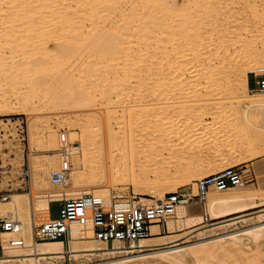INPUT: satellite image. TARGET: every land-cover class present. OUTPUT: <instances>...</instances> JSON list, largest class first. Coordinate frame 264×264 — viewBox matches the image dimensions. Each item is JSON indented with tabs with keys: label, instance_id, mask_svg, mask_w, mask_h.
Returning <instances> with one entry per match:
<instances>
[{
	"label": "rangeland",
	"instance_id": "1",
	"mask_svg": "<svg viewBox=\"0 0 264 264\" xmlns=\"http://www.w3.org/2000/svg\"><path fill=\"white\" fill-rule=\"evenodd\" d=\"M21 1L22 5L16 9L0 10V189L5 190L9 185L12 188L6 200L0 198V204L6 203L12 194L28 193L29 214L24 221L37 224L49 215H58V202L50 203L48 215L37 210L41 192L35 188L48 190L50 180L39 179L31 170L38 169L51 149H58L61 128L75 139L69 122L63 119L84 123L95 109L105 114L108 106L118 110L112 112L115 118L125 116L121 112L123 107L145 106L148 119L163 122L171 131L165 146L159 148L160 162L166 164L172 174L180 172V175L171 183L164 182L161 190L147 197L158 201L161 193L171 187L195 196L199 177L237 163L250 169L253 179L244 187L230 190H252V187L264 190V147L252 155L253 146L264 141V134L242 122L251 115L241 105L240 96L251 92L248 88L246 91L236 88L243 72L239 65L252 58L248 53L254 45L263 47L253 33L257 28L252 26L255 18L252 19L249 0ZM254 1L260 5V0H251V3ZM258 9L263 15L264 8L259 6ZM230 13H245L252 23L240 27L232 21L233 17L227 18ZM227 20L231 21L227 24L231 29L226 25V33L222 27ZM123 21L127 28L120 27ZM260 21L256 32L264 34V24ZM37 55L44 58L41 70L34 68ZM252 61L259 64L247 69L250 84L254 83L255 67L257 71L264 66V55ZM61 77L63 79H59ZM62 94L77 98V103L82 101L77 106L72 99L63 103ZM82 102L89 105L84 106ZM136 112L138 110L132 111L128 117ZM50 133L56 136L58 146L48 145L46 140ZM22 167L28 168L30 174L25 187H19ZM149 176L154 177L152 173ZM107 183L92 184L91 192L109 188V196L115 192L136 193L141 197L129 183L115 187ZM64 187L61 190L67 195H77L86 189L71 183ZM210 192L222 193L216 189ZM191 201L192 208L201 209L203 213L204 205L196 198ZM262 202L260 206L221 218H213L206 206L211 220L198 224L177 213V226L160 225L162 236L148 239H176L179 245L215 241L263 224ZM247 242L242 239L232 245L223 240L221 246L215 242L204 243L199 247L203 250L198 252L200 259L186 254V262L264 264V236ZM64 243L68 250V242ZM139 244L133 243L136 247ZM169 245L165 243L156 248ZM113 246L108 244L110 248ZM94 254H82L75 259L70 251H65L62 256L41 259L39 264H88L109 256ZM3 255V246H0V258ZM2 264L19 263L5 261Z\"/></svg>",
	"mask_w": 264,
	"mask_h": 264
},
{
	"label": "bare ground",
	"instance_id": "2",
	"mask_svg": "<svg viewBox=\"0 0 264 264\" xmlns=\"http://www.w3.org/2000/svg\"><path fill=\"white\" fill-rule=\"evenodd\" d=\"M248 3H250L249 6L254 15L252 19L254 18L257 19V23H259L258 21L261 20L260 24L262 23L264 24V14L261 15L262 12L260 13L258 9L259 6L264 8V0H260L259 6L257 5L256 1L251 3V0H249ZM21 5H22L21 0H0V10L5 7H7L10 10H13ZM229 17L230 18L233 17L234 20L232 21H236L238 25H240V27H243L244 25L247 26L250 22L252 23V21H250L251 17H249L245 13H242V15L230 13V15H228L227 18L230 19ZM225 18L224 20H226ZM254 20L252 26L256 27L257 29L254 30L255 32L253 33H255L254 36L259 39L263 47L261 46L262 48H260L259 46L254 45V47L251 50H249L248 53L252 58L249 60L247 59L245 63H241L239 65V69L243 70V72H241L242 75L239 76L240 82H236L237 83L236 88L237 89L240 88L241 91H246L248 88L247 69L252 67L254 68V66L259 64L258 61L257 64H255L254 63L255 61L252 60L254 58L255 59L258 58L261 55H264V34L258 33L261 31L256 32L260 25L257 26L256 20L255 21ZM230 22L231 21H228L226 24L222 22L224 23V26L221 23L222 24L221 26H223L222 27L223 30L226 29L224 27ZM238 25L237 27L239 28ZM120 27L127 28L126 22L123 21L120 24ZM226 27L227 29L229 28L228 25ZM262 27L264 28V25ZM263 28L262 30H264ZM220 31L222 32V29H220ZM115 38L116 37H114V39ZM43 66H44L43 56L37 55L34 59V68L36 70H41ZM256 67H255V71H256ZM59 79H63V77ZM64 79H66V77ZM70 80H71L70 84L72 85V79ZM154 80L155 79H153V81ZM160 82L164 83L163 81ZM251 93H249V95H244L243 93H241L242 95L240 96L241 105H243L247 109V113L251 115L250 118H247V116L246 118L244 117L242 122L248 123L252 128L256 130L257 133L263 135L264 134V94H261L262 92H257L260 93L258 95H253ZM68 99H72L73 104H76V106L79 103V102L77 103L76 101L77 98L75 97L71 98L69 95L64 96L63 94L61 95L60 101H62L63 103H67ZM86 104L89 105L88 102H86L83 105L87 106ZM135 108L136 109L131 108V106L123 107L122 109L123 111L121 112H123L125 116L122 118H115L114 116H112V112L118 110L113 106H108L105 114H102L101 110L95 109V111L90 113L91 115L87 117V121L84 123H81L79 120L77 121L76 119H71V118L70 119L65 118L62 120L65 122L66 121L69 122L70 124L69 126H71L72 128V130L70 131L71 132L73 131L75 135V137L73 136L75 139L71 137L70 139L73 140L74 142L79 141V143L75 147H73L72 154L70 155L71 156L70 158L72 160L71 164L73 163L74 164L71 165L68 175L61 183L53 184L51 183V181H49L50 188L46 191H43L39 186L35 188L37 192L39 193L41 192L40 195L38 196V201L36 205L38 211H41L44 214L48 215L50 199L56 197L57 192H59L61 188H65L64 187L65 184L70 185V183L72 186H80V188L82 189L86 187L85 190L81 189L82 191L79 192L78 194L93 193L91 192V188H90L92 184L93 186L94 184L95 186L96 184L105 185V183L109 182V184L114 185L115 187L116 184L129 183L135 188L136 191L141 193L140 199L143 202L146 203L157 202L156 199L149 198L147 196H150L151 192L153 191L157 192L161 190L165 186L163 185L164 182L167 183L168 181V183L169 182L171 183L175 178L178 179L177 177L178 175H180L179 171H177L179 172V174L178 173L176 174V172L172 174L171 171L167 168V165L164 163L162 164L160 162L159 148L160 146H165L164 145L166 142L165 140H167V138L170 136L171 131L167 130L168 126L167 127L165 126L167 129L163 126L164 125L163 122L151 120L152 118L148 119L149 117L145 116L146 115L145 113L146 110H144L145 106H140ZM134 110L136 111L138 110V112H136L133 117H128V114H130ZM155 110H157V108ZM254 118H257L258 120L257 119L255 120ZM114 124L116 125V127ZM73 128L75 129L73 130ZM120 129H123V131H121ZM33 134H35V132ZM56 140H57L56 136L50 133V136L47 138L46 141L49 146H53L54 144L58 146ZM261 147H264V141L257 142L253 146L254 150L252 151L253 152L252 155L253 156L256 155L257 151ZM49 148L50 147H48V149ZM51 150L52 151L50 153L48 154L46 153L45 161L43 160L42 161L43 163L41 164L39 163V166H37L38 169L35 170L32 168L31 170L34 176L36 177L40 176L39 179H41V177L49 178L48 177L49 171L52 168L57 167L56 163L60 162L61 155L59 153V150L57 148ZM262 161H264V158L262 159ZM149 173H152L154 177L150 178ZM69 181L70 183H68ZM244 186L246 185L233 186L225 189H216V190H221L222 193L220 195H215L214 193L212 194L210 191L213 189H211L208 193L207 200L205 201V203H202L204 205L203 206L204 211H207L206 206H208V213L213 218H221L224 216L234 215L242 211L260 206V202L264 201L263 188L256 187L253 189L252 187V190L251 188L250 190L249 189L246 190L239 189L238 191L230 190V189H234L235 187H244ZM174 188L175 187H171L169 188V190L165 192L173 191L175 190ZM97 193L102 195V197L105 199L107 203L109 202L110 200L109 188L106 190L101 189V191L94 192V194ZM163 195L164 193H161L159 198H161ZM189 197H191V200H194V198H196V196H190V195ZM191 200H189L188 202H181L176 206L174 213L166 221V223L169 226L175 227L178 225V221L176 220L177 213L182 218L183 217L191 218L194 224L203 222L204 215L202 213V210L200 209V207L199 209L201 212L197 210L198 208L197 209L192 208V206L194 205L190 203L192 202ZM12 212L14 213L13 215H16L22 221L21 234L24 238V244L16 247L9 246L5 242V239L9 235V233L7 232L3 233L2 246L4 250V255L3 258H0V264H2L5 261H14L19 264H39L41 259L43 260L46 258L62 256L65 251H70L71 255L75 259H78L79 256L87 253L109 255L108 258L103 259L102 261L88 263V264H187L185 255L193 254L197 259H200L201 256L198 252H200L201 249L199 247L202 246V244L204 243L210 244L212 242L213 243L215 242L214 244L220 245V243L223 240H228L230 244L235 245L239 240L243 239V240H247L248 241L247 244H249L251 242L257 241L260 237L264 236V223H263L260 225L246 228L244 230L236 231L230 235L228 234L229 236H224V238H220V239L215 238L216 239L215 241L212 240L211 242H203V243L200 242L195 244L179 245L176 239H167L165 241H160L159 239L158 240L148 239L154 236H162L159 232L161 228L160 224L154 223L151 226V231H152L151 236L141 238L138 241L134 242V243L140 242V244L137 247L133 245V243L129 245L130 247H126L125 245L122 244V242H114L112 244V246L114 245L113 248H110L108 247V243L93 238L92 229L89 226H87L84 229V234L80 236L77 233L78 225L73 223L72 224L73 233L71 234V236L67 241L68 242V250H67L65 248V244L62 239H49L48 241L39 240L40 242L34 239L33 228L35 223L30 224L24 221L23 219L25 216L29 214L28 193L12 194L10 195L6 203L0 204V213L5 214ZM165 243L171 245H169L168 247L156 248V246H163ZM212 250L213 249H211V251ZM204 251H205L204 253H206V250Z\"/></svg>",
	"mask_w": 264,
	"mask_h": 264
},
{
	"label": "built area",
	"instance_id": "3",
	"mask_svg": "<svg viewBox=\"0 0 264 264\" xmlns=\"http://www.w3.org/2000/svg\"><path fill=\"white\" fill-rule=\"evenodd\" d=\"M254 83H248V90L252 93H264V66L252 71ZM60 162L57 167L49 171V180L53 184L61 183L71 168L70 155L73 147L78 143L70 139L68 132L61 128L58 132ZM21 182L19 187L27 185L26 178L30 176L28 168H21ZM2 171V170H1ZM253 179L252 172L244 164H229L225 167L207 173L196 180V199L205 203L211 189H225L233 186L246 185ZM11 186L0 189V198L6 199ZM136 193L112 192L107 203L102 195L89 193L67 195L65 191L57 192L51 202H58V215L48 216L34 225L35 240L62 239L68 241L73 233L72 224L78 225L77 233L82 236L84 229H92L93 238L110 243L122 242L129 246L141 238L152 235L151 226L154 223L164 225L181 202L191 200L189 195L175 189L165 192L157 202L146 203ZM49 203V213H50ZM203 221L211 218L203 211ZM22 221L12 213H0V246L2 234L7 232L5 242L9 246H21L24 238L21 234ZM160 232V230H159Z\"/></svg>",
	"mask_w": 264,
	"mask_h": 264
},
{
	"label": "crops",
	"instance_id": "4",
	"mask_svg": "<svg viewBox=\"0 0 264 264\" xmlns=\"http://www.w3.org/2000/svg\"><path fill=\"white\" fill-rule=\"evenodd\" d=\"M249 81H250V76L247 75V83H249ZM64 244H65V243H64Z\"/></svg>",
	"mask_w": 264,
	"mask_h": 264
}]
</instances>
